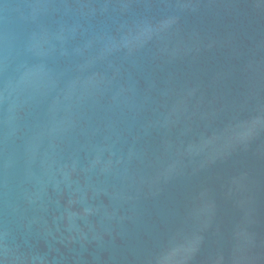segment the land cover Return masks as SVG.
<instances>
[{
	"label": "water",
	"instance_id": "water-1",
	"mask_svg": "<svg viewBox=\"0 0 264 264\" xmlns=\"http://www.w3.org/2000/svg\"><path fill=\"white\" fill-rule=\"evenodd\" d=\"M0 264H264V0H0Z\"/></svg>",
	"mask_w": 264,
	"mask_h": 264
}]
</instances>
